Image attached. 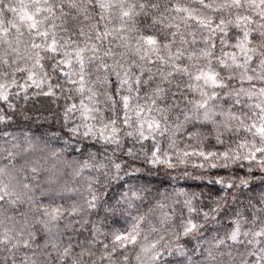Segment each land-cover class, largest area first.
Wrapping results in <instances>:
<instances>
[{"label": "snow or ice", "instance_id": "6c2138e0", "mask_svg": "<svg viewBox=\"0 0 264 264\" xmlns=\"http://www.w3.org/2000/svg\"><path fill=\"white\" fill-rule=\"evenodd\" d=\"M6 13L0 101L16 111L15 87L64 103L47 140L0 129V264H264V0H0ZM188 165L246 171L208 179L215 196L140 182ZM102 207L110 232L90 220Z\"/></svg>", "mask_w": 264, "mask_h": 264}, {"label": "trees", "instance_id": "16d2710c", "mask_svg": "<svg viewBox=\"0 0 264 264\" xmlns=\"http://www.w3.org/2000/svg\"><path fill=\"white\" fill-rule=\"evenodd\" d=\"M0 19H4L5 23H7L10 20L15 19L11 13H6L3 17H0ZM24 74L18 73L16 75V79L19 84L24 83ZM34 89H29V92L31 93ZM12 92H20V98L18 99L15 96H10V100L12 103L16 105V111H11L7 108V105L0 101V108H3L5 112H7L9 115L12 116V120L5 126L0 125V129L3 131L9 132L12 135L18 137L23 143V138L25 134L39 138L41 140H47L49 139V136L53 132H59V125L54 123V113L59 111L58 108L59 104L64 103L63 100H60L57 102V106L50 105L47 100H45L43 97L40 98H32L27 101L23 99V92L19 88L13 87L11 89ZM30 117V119H29ZM45 117H48L47 120H45ZM4 139H9V137H4ZM64 139H67V136H64ZM191 143V141L187 140H181L179 143V147L183 148L185 144ZM211 139L208 141V144H211ZM7 146V145H6ZM50 146L52 148H63L64 144L63 141H51ZM99 147V146H97ZM220 146H216V148H219ZM72 148H77V145L73 143L71 145V148L68 149L66 152V155L69 156V158H80L79 151H72ZM94 150V149H93ZM207 150V145H206ZM199 162V161H198ZM8 161H0V164H7ZM247 163V162H245ZM187 171L188 173L192 174V178H186L183 173ZM246 169L237 168L235 165L232 166L230 169H200L198 167H192L191 165H188L187 168L181 166L175 170H165L163 168L155 170L151 175H148L147 173L144 174L143 179L140 181L143 183L145 180H152L153 182V188L155 187H161V188H168L169 191L172 190V188H184L189 191H201L203 190L205 194L208 193L209 188H213L212 195H217V192L219 190V185H208L206 181L208 179H216L220 176H223L225 178L232 177L233 179L237 175H244ZM171 173V176L176 177V179H170L169 175L167 173ZM253 175L256 178H259L261 175H264V173H261L259 170L255 169L253 165ZM199 177H204L205 180L198 179ZM99 187V186H97ZM127 187V185H125ZM256 188V192H249L248 190H244V194H241L239 192H235L233 189L232 191L235 192L237 196H239L240 201H246L247 196L249 195H255L259 192L260 188L262 187L257 179V183L254 186ZM109 193L114 197L111 201H109L111 204H115V198H118L120 191L122 189L119 187V185H114L112 188L108 189ZM38 194V193H37ZM41 199H44L45 202H48L46 198L42 197ZM106 199V197H105ZM57 200L59 202H66L68 200L67 197L64 198V200H60L59 197H57ZM146 207L141 209V212L146 211ZM106 213L103 210V207L98 210V212L90 217L91 221L96 222V226L100 227L103 232H110L113 225H112V218L111 216L108 217L107 220H105ZM116 227H119V225H116ZM217 226L213 224H209L206 226V230L204 232L203 239L211 240L213 235H216V231L214 229ZM223 228H220V233L222 234ZM67 235V234H66ZM90 233L88 231L84 232V235L81 237H78V239L83 240L85 236H89ZM104 242H108L110 240V236L108 237V240H105L104 237H101ZM96 248L100 251L102 249L100 248V245H97ZM119 255V253H117ZM166 260H169L172 262V264H176V261L182 260L183 258L180 257H165ZM131 264H135V261L132 260ZM187 264V262H185Z\"/></svg>", "mask_w": 264, "mask_h": 264}]
</instances>
